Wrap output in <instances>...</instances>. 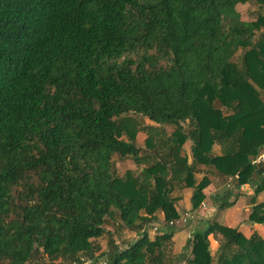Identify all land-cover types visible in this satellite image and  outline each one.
<instances>
[{
	"label": "trees",
	"instance_id": "obj_1",
	"mask_svg": "<svg viewBox=\"0 0 264 264\" xmlns=\"http://www.w3.org/2000/svg\"><path fill=\"white\" fill-rule=\"evenodd\" d=\"M246 3L264 8V0H0V264L41 253L98 264L95 239L115 211L137 232L158 210L171 209V222L178 182L194 188L192 209L203 208L212 180L198 182L199 164L241 182L264 173L254 163L264 148V14L244 20L237 6ZM131 112L176 128L163 139L147 126L143 149L137 130L123 138L121 116ZM116 155L145 166L120 176ZM229 199L227 191L217 209ZM216 221L188 239L189 264H215L211 233L223 236L217 264H264L256 231L248 238ZM249 221L264 223V201ZM173 235L144 230L107 264H164Z\"/></svg>",
	"mask_w": 264,
	"mask_h": 264
},
{
	"label": "rangeland",
	"instance_id": "obj_2",
	"mask_svg": "<svg viewBox=\"0 0 264 264\" xmlns=\"http://www.w3.org/2000/svg\"><path fill=\"white\" fill-rule=\"evenodd\" d=\"M247 6H252L249 8ZM238 10L242 12V17L244 20H251L252 18H258L260 14H264V8H261L255 3L248 5H238ZM226 110V107L224 108ZM121 120L126 124L125 133L123 138L129 140L130 133L137 130V137L135 139L137 145L146 148V140L148 137L147 126H154L155 129H152V133L156 138H166L168 135H171L175 130L174 125L170 124H159L149 119L147 116L138 114V113H128L121 116ZM188 123L184 124L187 130H189ZM193 142L191 139H188L183 146V154H188L190 157V161L192 160V152L191 146ZM264 149V148H263ZM262 149V150H263ZM214 152L220 154L221 149H218V146L214 147ZM220 152V153H219ZM145 154H152L150 151L144 150ZM154 154V153H153ZM114 169L116 173L120 176L124 175L128 170H133L136 173H139L145 164H137L132 157H121L119 155L114 156ZM152 158V157H150ZM153 159H150V162ZM147 165H150L147 164ZM208 169H206V167ZM205 168L202 171V168ZM201 172L196 173V177L198 182L204 176V172L209 173L210 166L208 164L200 165ZM208 176L210 179H213L216 182V186H219L221 183L224 186V190H228L229 186L227 185L229 178H220L216 175V177H212L211 173ZM209 188V186H208ZM194 192V188L185 185L184 182H178L175 184L174 189L171 193V197L174 200L175 208L177 213L180 215L177 219L174 220V224L168 222L171 218H174V214L171 209H164L157 211V217L153 219L151 222L147 223L144 226V230L149 232V235L152 239L156 237L157 234H162L166 230H170L171 228L174 231L175 240L168 242L167 251L168 254L164 258V264H189L188 258L192 256L191 248L187 246L188 239L190 238L191 230L195 229H203L208 223L212 222V209L213 202L209 199H206L205 205H201L203 208H199V210L192 209V203L190 201ZM222 192V193H223ZM221 193V194H222ZM217 204L219 200H215ZM214 204V203H213ZM212 204V205H213ZM211 209V210H210ZM211 212V213H210ZM187 213H191L194 215L193 218H188L185 220ZM210 218V219H209ZM207 219H209L207 221ZM207 221V222H206ZM207 223V224H206ZM171 224V225H169ZM106 231L105 233L95 239L96 245V261L103 262L108 261L109 253L120 248H127L133 241L139 239L144 230L137 232L135 230L130 229L126 225L123 224L119 212L115 211L113 215L107 217V221L105 223ZM223 239V238H222ZM213 241H210V245H212ZM213 249V248H212ZM212 252L214 256V263L218 262V255H216L215 250ZM84 260L91 259L89 255L86 254L83 257ZM82 259V264H85V261ZM76 259L59 257L57 259H52L48 254L41 253L37 254L33 260H31L28 264H51L53 263H61V264H78ZM87 262V261H86ZM5 264H12L11 262H5Z\"/></svg>",
	"mask_w": 264,
	"mask_h": 264
},
{
	"label": "crops",
	"instance_id": "obj_3",
	"mask_svg": "<svg viewBox=\"0 0 264 264\" xmlns=\"http://www.w3.org/2000/svg\"><path fill=\"white\" fill-rule=\"evenodd\" d=\"M248 4L250 3L240 4V5L244 6ZM247 7L252 8V6H247ZM255 19L256 18H252L251 20H247V21H252ZM215 146H218V149H221L219 144H216ZM262 151H264V149ZM200 165L201 164L198 165V169H199L198 173L201 172ZM202 169H203L202 171L205 170L204 167ZM206 169L208 168L206 167ZM209 171H210L209 173H211V176L213 178L216 177V174L211 166ZM206 172H204L205 174L203 176L205 175L210 176L209 173ZM211 180L212 182L210 183V185H208L209 188L207 187L205 189V192L207 194V199H209L214 203V204L212 203L213 205L210 204L211 206H213L212 209L213 218L211 221L217 220L216 222H218L219 224H223L225 226H229L232 228H237L238 231L242 232L248 238L251 237V235L256 231L264 239V223H253L249 221V216L255 204L264 201V173L255 175L254 177H251L243 182L240 181V176H236L234 178L229 177L227 183L229 188L227 191H229V196H230L229 200L232 202V204L225 208H219V209H217L218 204L215 203L214 199L215 200L220 199V197L225 195L227 191L224 190L223 192L224 186L221 183H219V186H216V182L213 179ZM209 219H207V221ZM210 223H208V225ZM195 231H197V229L194 228L193 230H191V233H195ZM222 237L223 236L220 233H211L209 235V240L213 241V243H211L212 244L211 250L214 249L216 255L220 253ZM172 240L173 241L175 240V235H173Z\"/></svg>",
	"mask_w": 264,
	"mask_h": 264
},
{
	"label": "built area",
	"instance_id": "obj_4",
	"mask_svg": "<svg viewBox=\"0 0 264 264\" xmlns=\"http://www.w3.org/2000/svg\"><path fill=\"white\" fill-rule=\"evenodd\" d=\"M261 162H264V151H261L259 156L254 160V163H256V164H259ZM203 205H205V202H203ZM193 217H194L193 214L187 213V216H186L185 220L188 219V218H193ZM171 224H174V220L171 221ZM192 236H193V233L190 234V237H192ZM84 261H85V264H93V263H95L92 259L84 260ZM98 264H107V262L106 261L98 262Z\"/></svg>",
	"mask_w": 264,
	"mask_h": 264
}]
</instances>
